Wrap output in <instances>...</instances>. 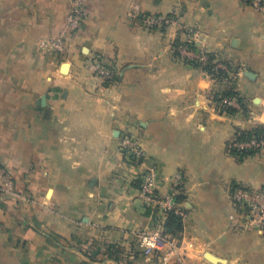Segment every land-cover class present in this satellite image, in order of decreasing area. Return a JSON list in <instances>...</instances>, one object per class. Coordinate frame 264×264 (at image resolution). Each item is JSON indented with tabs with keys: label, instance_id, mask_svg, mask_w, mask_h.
I'll return each instance as SVG.
<instances>
[{
	"label": "crops",
	"instance_id": "0c3cea01",
	"mask_svg": "<svg viewBox=\"0 0 264 264\" xmlns=\"http://www.w3.org/2000/svg\"><path fill=\"white\" fill-rule=\"evenodd\" d=\"M84 2L85 24L58 57L41 43L64 29L71 0H0V165L12 177L0 191V264H264V231L244 226L231 197L264 187V153L229 148L264 127V13L243 0ZM135 3L174 22L148 29L131 17ZM201 53L235 77L213 79ZM94 55L113 64L114 81L95 75ZM227 92L241 111L223 109ZM123 134L161 193L181 176L182 226L153 255L138 237L166 213L141 195Z\"/></svg>",
	"mask_w": 264,
	"mask_h": 264
},
{
	"label": "built area",
	"instance_id": "2783aa9c",
	"mask_svg": "<svg viewBox=\"0 0 264 264\" xmlns=\"http://www.w3.org/2000/svg\"><path fill=\"white\" fill-rule=\"evenodd\" d=\"M245 3L250 5L264 13V0H243ZM133 19L141 20L148 29H162L169 26L174 22V19L170 16L159 17V16H147L142 14L141 7L138 3L133 5L131 12ZM87 18L85 2L84 0H71V6L69 9L68 16L66 18L64 29L55 37L50 40H45L41 43V47L47 50H53L58 57H62L69 51L68 44L72 37H74L84 26ZM180 53L184 56H189L193 49L191 44H185L179 46ZM209 55L201 53L196 57V62L201 66L209 64ZM214 62V61H213ZM89 65L92 71L98 77L102 78L107 82L114 81L116 73L113 68V64L108 60L104 59L101 55H94L89 60ZM215 73L211 77L215 80H227L230 81L233 76L227 66V64L219 63L216 65ZM221 73L223 75H221ZM221 106L223 109L231 110H242L241 102L237 96H225L222 97ZM246 133H239L235 140L229 146L230 151L241 155L250 156L253 154L264 153V134L263 133H252L251 136ZM120 150L125 153L126 158L131 163L136 165H144L146 154L142 149L141 145L131 138L129 135L123 134L121 136ZM181 176L177 177L175 183V190H178ZM12 177L7 170L0 165V191L5 188L11 187ZM157 175L154 169H148L145 172L142 180L141 192L146 198H156L155 192L157 191ZM177 191L172 194L165 196V200L161 202V205L165 207L168 205L170 211H173L176 215L183 216L176 205ZM231 197L235 206L244 212L246 228H257L258 230L264 231V187L259 189H248L240 186H236L231 190ZM165 209V208H164ZM148 249L156 247L154 240H147Z\"/></svg>",
	"mask_w": 264,
	"mask_h": 264
},
{
	"label": "rangeland",
	"instance_id": "374dc122",
	"mask_svg": "<svg viewBox=\"0 0 264 264\" xmlns=\"http://www.w3.org/2000/svg\"><path fill=\"white\" fill-rule=\"evenodd\" d=\"M219 63H222V64H226V62L224 61V60H222V59H220V58H217L216 57V59L214 60V64L215 65H218ZM233 77H235L234 75H232ZM122 138V137H121ZM135 140V139H134ZM120 146H121V139H120V141H119V149H120ZM120 155L121 156H125V153L124 152H122L121 151V153H120ZM129 163H131L130 161H129ZM132 165H134V167H129L130 169H133V168H139V171H136V170H134L133 171V180L135 181V182H137L138 184H139V188H140V193H141V195H143L142 194V190H141V187H142V180H143V176L145 175V172H147V168L145 167V168H140V167H136V164H134V163H131ZM158 184V183H157ZM174 191H177L178 192V190L176 189L175 190V188H172V191L170 192V193H166V194H163V193H161L160 191H159V187L157 188V191L155 192V194H156V198H149V200H150V202H151V204H154L153 206H151V208L152 209H155L156 210V208L157 207H159V205H160V207H162V209H163V212L164 213H166V216H165V220H161V218L160 219H158V217L156 218V217H154V218H156L155 219V221H156V225H158V228L153 232V233H151V234H147V235H141V236H139L138 237V246H140L139 248L141 249H143V251L146 253V254H149V255H153L154 254V251L157 249V246H158V244L161 242V241H167V239L166 238H173V237H175L176 235H177V232H179V228H177V227H173V229H171V231L169 232V230L167 229V227H166V223H167V221H168V217H169V214L170 213H174L173 211H170V207H168V205H166L165 207H163L162 205H161V202H163L165 199V196H168L169 194H172ZM178 195V193H176V196ZM146 197V196H145ZM144 197V198H145ZM155 206V207H154ZM165 208V209H164ZM161 209V208H160ZM158 212H159V210H158ZM175 214V213H174ZM176 215V214H175ZM176 216H179V215H176ZM180 217V216H179ZM182 219H180L179 218V222L182 224V221H181ZM163 221H164V223H163ZM173 231V232H172ZM146 239L147 240H151V241H153L154 240V242H155V246L156 247H154V248H151V249H148V243H147V241H146ZM136 241V240H135ZM90 247V246H89ZM92 247V246H91ZM103 249L104 250H111V252L112 253H115V255L116 256H121L122 255V253H123V249H124V247H122V246H103ZM87 253L89 252L90 253V255H92L93 254V252L92 251H90V250H87L86 251ZM132 252L133 251H131V250H129L128 251V254H132ZM133 254H134V252H133Z\"/></svg>",
	"mask_w": 264,
	"mask_h": 264
},
{
	"label": "trees",
	"instance_id": "16d2710c",
	"mask_svg": "<svg viewBox=\"0 0 264 264\" xmlns=\"http://www.w3.org/2000/svg\"><path fill=\"white\" fill-rule=\"evenodd\" d=\"M209 64L208 65H203L202 68L207 71L210 75H213L215 73V68H216V65L214 64V60L216 59V56L214 55H209ZM221 75H223L221 73ZM236 94H234L233 92H227L225 93V96H235ZM240 102H242V99L240 98L239 99ZM252 133H256V134H259V133H263L264 134V127H260L258 128L257 130H255L254 132H249V133H246V135L248 136H251ZM244 134V133H242ZM182 224L179 222V218L174 214V213H170L169 214V217H168V221L166 223V227L169 231H171V229H173V227H177V228H181Z\"/></svg>",
	"mask_w": 264,
	"mask_h": 264
}]
</instances>
